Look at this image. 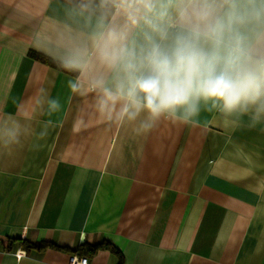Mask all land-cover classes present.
<instances>
[{"label":"crops","instance_id":"0c3cea01","mask_svg":"<svg viewBox=\"0 0 264 264\" xmlns=\"http://www.w3.org/2000/svg\"><path fill=\"white\" fill-rule=\"evenodd\" d=\"M46 8L0 0V117L30 116L44 89L67 111L42 147L0 148V264H68L101 240L118 252L99 249L89 264H264V123L226 129L202 112L201 125L165 122L146 137L101 134L99 121L72 133L65 75L30 54L26 25ZM6 237L59 247L26 251Z\"/></svg>","mask_w":264,"mask_h":264},{"label":"clouds","instance_id":"9594fccd","mask_svg":"<svg viewBox=\"0 0 264 264\" xmlns=\"http://www.w3.org/2000/svg\"><path fill=\"white\" fill-rule=\"evenodd\" d=\"M46 3L27 39L78 101L72 133L99 121L101 134L146 137L165 122L201 125L202 112L226 129L264 123V0ZM43 92L30 116L0 117V148L38 149L67 122L65 101Z\"/></svg>","mask_w":264,"mask_h":264},{"label":"trees","instance_id":"16d2710c","mask_svg":"<svg viewBox=\"0 0 264 264\" xmlns=\"http://www.w3.org/2000/svg\"><path fill=\"white\" fill-rule=\"evenodd\" d=\"M30 54L32 57H34L36 59H39V60L46 62L50 65H54V64L50 63L49 61H47L38 52L31 51ZM6 240L10 241V242H17L18 244L23 246L26 251H29L31 249L42 250L43 248H46L48 246L59 247L53 242L40 241V242L33 243V242L28 241L26 238H21V237H16V238L15 237H13V238L6 237ZM102 248H108L113 252H118L117 249L111 243H109L106 240H101V241L96 242V243L84 242V243L78 245L76 248L72 249L71 251H73L74 253H76L77 255H80V256L81 255L92 256L97 250L102 249Z\"/></svg>","mask_w":264,"mask_h":264},{"label":"built area","instance_id":"2783aa9c","mask_svg":"<svg viewBox=\"0 0 264 264\" xmlns=\"http://www.w3.org/2000/svg\"><path fill=\"white\" fill-rule=\"evenodd\" d=\"M68 264H89V260L86 256L72 255Z\"/></svg>","mask_w":264,"mask_h":264}]
</instances>
